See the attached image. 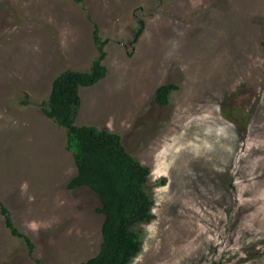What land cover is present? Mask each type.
<instances>
[{"label":"rangeland","instance_id":"rangeland-1","mask_svg":"<svg viewBox=\"0 0 264 264\" xmlns=\"http://www.w3.org/2000/svg\"><path fill=\"white\" fill-rule=\"evenodd\" d=\"M92 21L107 74L80 88L75 122L150 169L154 218L129 264H264V0H0V201L34 244L0 213V264L99 250V199L67 187L65 131L40 106L57 73L89 69ZM165 83L178 88L163 105Z\"/></svg>","mask_w":264,"mask_h":264},{"label":"trees","instance_id":"trees-1","mask_svg":"<svg viewBox=\"0 0 264 264\" xmlns=\"http://www.w3.org/2000/svg\"><path fill=\"white\" fill-rule=\"evenodd\" d=\"M81 2L82 0H75ZM91 21L90 16H87ZM92 38L97 54L88 70L64 69L52 79L49 96L41 102V110L65 131V147L72 154L76 172L67 182L69 189L87 187L99 199L96 209L103 215L98 252L78 264H129L141 248V232L135 226L154 218L153 200L146 190L150 169L131 155L121 136L107 128L76 124L81 104L79 90L95 84L107 74L105 44L98 26L92 21ZM143 31V21L135 30L133 42ZM178 87L165 83L155 90V100L167 104L169 94ZM0 213L11 235L22 238L33 254L30 237L12 222L10 212L0 201ZM35 264L41 261L34 258Z\"/></svg>","mask_w":264,"mask_h":264}]
</instances>
